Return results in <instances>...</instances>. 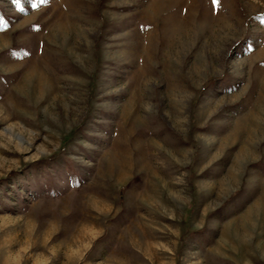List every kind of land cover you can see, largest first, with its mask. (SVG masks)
Instances as JSON below:
<instances>
[{
    "label": "rangeland",
    "instance_id": "374dc122",
    "mask_svg": "<svg viewBox=\"0 0 264 264\" xmlns=\"http://www.w3.org/2000/svg\"><path fill=\"white\" fill-rule=\"evenodd\" d=\"M0 264H264V0H0Z\"/></svg>",
    "mask_w": 264,
    "mask_h": 264
},
{
    "label": "snow or ice",
    "instance_id": "6c2138e0",
    "mask_svg": "<svg viewBox=\"0 0 264 264\" xmlns=\"http://www.w3.org/2000/svg\"><path fill=\"white\" fill-rule=\"evenodd\" d=\"M213 2L215 3V2H216V0H213Z\"/></svg>",
    "mask_w": 264,
    "mask_h": 264
}]
</instances>
